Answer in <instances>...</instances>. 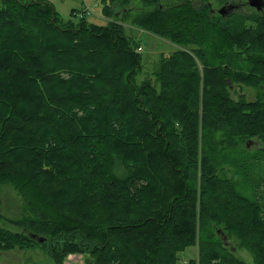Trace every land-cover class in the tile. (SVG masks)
<instances>
[{
    "label": "trees",
    "instance_id": "16d2710c",
    "mask_svg": "<svg viewBox=\"0 0 264 264\" xmlns=\"http://www.w3.org/2000/svg\"><path fill=\"white\" fill-rule=\"evenodd\" d=\"M2 2L0 185L45 230L0 226V253L47 245L54 264L69 253L93 264H247L241 247L264 264V179L248 196L219 156L199 159L203 132H216L238 167L264 160V10L246 28L231 21L240 9L226 18L197 0H103L107 18L122 5L125 24L180 47L160 57L156 87L136 84L143 57L125 25L65 22L48 0ZM228 81L258 99L233 100Z\"/></svg>",
    "mask_w": 264,
    "mask_h": 264
},
{
    "label": "rangeland",
    "instance_id": "374dc122",
    "mask_svg": "<svg viewBox=\"0 0 264 264\" xmlns=\"http://www.w3.org/2000/svg\"><path fill=\"white\" fill-rule=\"evenodd\" d=\"M56 9V12L61 15V20L65 22H71L74 24H80L82 18L89 23H94L96 26L105 27L110 21H115L117 24H122L126 26L127 33L129 36L134 37L139 41L138 48L143 57L141 61V70L135 77V82L138 85L143 84L146 81H150L156 85L155 72L157 67L160 65V57L162 55L170 56L175 51L180 49V47L173 45L171 42L161 39L151 33L144 32L141 29H136L131 27L129 24H125L121 20L123 15L124 6H115V11L117 14H112L110 18L104 15L102 1L103 0H49ZM230 1V0H229ZM217 1V0H197V8H210L213 12L219 14V10L224 7V5L229 2ZM240 0L230 1L233 4H238ZM248 3V0H242ZM4 5L2 0H0V10L3 9ZM131 11L125 21L131 23L130 17L136 14L141 15L139 10ZM241 12L237 13L231 21L235 26H242L246 28L258 26L255 24L254 20L257 18V9L246 4L240 8ZM75 11H78L77 13ZM18 18L15 19V26L12 30L20 26V20L25 17L24 14H18ZM38 17V16H37ZM110 20V21H109ZM109 21V22H108ZM67 31V30H65ZM50 32H46L45 36L49 37ZM58 37V36H56ZM51 39H47L49 42ZM62 39L57 38L55 42L62 43ZM84 41V40H83ZM67 43V42H66ZM83 44V42H82ZM100 43L97 45L100 48ZM82 46V45H81ZM141 46V47H140ZM102 47V46H101ZM100 50V49H99ZM82 51V50H81ZM129 51V50H127ZM131 52V51H129ZM59 71H62L61 69ZM62 75V73H61ZM64 77H69L66 72L63 74ZM230 82L228 81V84ZM228 90L231 98L235 101L245 99L247 102H255L259 97V91L255 88L239 86V85H228ZM200 115H202V102L200 103ZM178 124V123H176ZM178 127V125H177ZM204 133V137H200V147H199V159L202 158L204 154H216L219 156V161L217 162V168L220 170L221 174L228 179H230L237 189L248 196H252L254 191V184L264 179V160H254L251 162L249 167H238L234 164L235 158L233 153L235 150L226 148L224 141L226 138L223 133ZM243 144V143H241ZM104 147L103 144H101ZM253 147L258 148L259 144H254ZM262 147V146H261ZM254 155L260 154L259 152L253 151ZM254 158V157H251ZM0 226L11 232H23L28 230L39 235H43L41 230H45L43 227L36 226L35 223L38 222V217L27 209L21 196L14 190V188L8 184L0 185ZM11 221H19L22 224H15ZM76 226V225H70ZM221 237V235H219ZM223 237V236H222ZM221 237V238H222ZM39 239L49 241L48 238H43L38 236ZM233 245L240 247V242L237 239H232ZM241 249V247H240ZM238 250L239 255L245 260L247 264H254V260L251 255L246 250ZM243 249V248H242ZM62 250L56 255L58 258L62 255ZM62 264H86L87 259L86 254L69 253L67 255H62ZM91 257V256H90ZM184 257H196V249H188ZM0 264H54L50 257L47 245L40 246L37 245L36 248L32 250H14L8 252L0 253Z\"/></svg>",
    "mask_w": 264,
    "mask_h": 264
},
{
    "label": "water",
    "instance_id": "95a60500",
    "mask_svg": "<svg viewBox=\"0 0 264 264\" xmlns=\"http://www.w3.org/2000/svg\"><path fill=\"white\" fill-rule=\"evenodd\" d=\"M249 6H252L256 8L258 11L264 10V0H248L247 3ZM239 9L238 5L236 4H229L227 2L223 8H221L218 12L223 17H228L232 13L236 12ZM222 230H218V234H221ZM41 243H44L43 239H38ZM224 240L227 241V237H224ZM93 261H90V259H86V264H93Z\"/></svg>",
    "mask_w": 264,
    "mask_h": 264
},
{
    "label": "crops",
    "instance_id": "0c3cea01",
    "mask_svg": "<svg viewBox=\"0 0 264 264\" xmlns=\"http://www.w3.org/2000/svg\"><path fill=\"white\" fill-rule=\"evenodd\" d=\"M49 1V0H48ZM50 2V1H49ZM109 22V21H108Z\"/></svg>",
    "mask_w": 264,
    "mask_h": 264
}]
</instances>
